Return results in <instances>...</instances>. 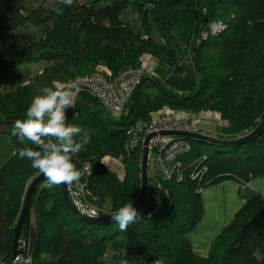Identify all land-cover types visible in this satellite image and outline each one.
<instances>
[{"label":"trees","instance_id":"16d2710c","mask_svg":"<svg viewBox=\"0 0 264 264\" xmlns=\"http://www.w3.org/2000/svg\"><path fill=\"white\" fill-rule=\"evenodd\" d=\"M44 1L0 0V74L34 61L46 64L25 84L0 91V133L14 145L0 169V259L11 264L22 199L30 179L39 174L18 155L19 149L35 146L11 134L14 121L26 118L33 97L51 81L66 83L100 68L116 77L150 53L170 75L160 69L156 79L143 75L119 117L83 90L75 93V108L67 110L71 123L91 136L73 162L84 172L81 180L98 206L109 211L130 201L137 210L140 206L141 148L127 147V130L136 121L147 123L151 112L168 107L210 110L226 125L204 134L209 140L186 138L191 147L180 157L181 180H159L167 197H156L153 179L148 192L147 175L140 218L125 231L114 221L78 219L60 186L49 189L42 181L31 197L38 235L29 264H119L121 259L129 264L155 259L163 264H264V194L245 202L206 257L194 254L186 237L202 216V188L225 179L241 187L264 175V0H74L70 7L61 5L63 15L52 11L56 0L43 6ZM218 22L223 29L212 33L211 25ZM106 155L121 158L122 175L101 161ZM196 166L203 173L193 179ZM157 198L159 208L151 213ZM27 227L22 226V239Z\"/></svg>","mask_w":264,"mask_h":264},{"label":"built area","instance_id":"2783aa9c","mask_svg":"<svg viewBox=\"0 0 264 264\" xmlns=\"http://www.w3.org/2000/svg\"><path fill=\"white\" fill-rule=\"evenodd\" d=\"M223 25L213 23L211 25L212 33L219 32ZM155 76L154 68L147 67L144 61L137 67H130L122 70L115 78L110 79L101 72H94L86 75L77 76L66 83V87L71 88L74 94L78 90L86 91L96 97L103 107L111 114H121L125 104L131 96L134 88L139 83L143 75ZM75 116V115H74ZM181 130L203 134L199 120H189L187 117H175L171 110L162 108L150 113V119L147 123L136 121L128 130L129 135L127 147L141 148L145 137L150 133L155 135L148 142L147 163L152 160V179L160 196H168V191L162 187L159 180H169L175 176L181 180V159L180 157L190 150V143L181 136L171 134H160L162 131ZM109 160L117 161L108 156ZM103 163L107 161H102ZM194 167L191 177L197 179L201 177L202 170ZM83 170L90 174L88 162L83 164ZM70 198L76 208L89 217H107V213L112 212L101 208L97 204V197L94 196L86 187V182L80 180L78 184L67 186ZM264 194V193H262ZM159 208V199L154 201V207L151 213ZM29 260H23L27 264ZM0 264H7L0 259Z\"/></svg>","mask_w":264,"mask_h":264},{"label":"clouds","instance_id":"9594fccd","mask_svg":"<svg viewBox=\"0 0 264 264\" xmlns=\"http://www.w3.org/2000/svg\"><path fill=\"white\" fill-rule=\"evenodd\" d=\"M73 2L56 0L52 11L63 15L61 5L70 7ZM39 91L40 94L33 97L26 109V118L14 121L11 134L17 136L20 143L28 141L35 146L19 149L18 155L31 162V167L45 178L47 188L60 185L70 187L78 184L84 175L73 162V157L85 149L91 142V136L83 132L80 126L68 122L67 110L75 108L76 101L71 88L59 80H53L50 86L46 85ZM107 214L120 231H125L140 218L131 201ZM121 256H127V251L121 250ZM119 264H129V261L121 259ZM153 264H163V261L155 259Z\"/></svg>","mask_w":264,"mask_h":264},{"label":"crops","instance_id":"0c3cea01","mask_svg":"<svg viewBox=\"0 0 264 264\" xmlns=\"http://www.w3.org/2000/svg\"><path fill=\"white\" fill-rule=\"evenodd\" d=\"M214 132V131H213ZM264 193V175L256 176L241 186L234 179H225L202 188V216L186 237L194 254L206 257L218 234L233 219L245 202L255 195ZM38 219L35 207L31 205L30 221L26 232V258L31 259L37 241ZM201 253H206L202 255ZM29 262L27 264H29Z\"/></svg>","mask_w":264,"mask_h":264},{"label":"rangeland","instance_id":"374dc122","mask_svg":"<svg viewBox=\"0 0 264 264\" xmlns=\"http://www.w3.org/2000/svg\"><path fill=\"white\" fill-rule=\"evenodd\" d=\"M50 0H45L43 2V6L48 3ZM156 41H160V37L158 34L153 35ZM142 61L146 64L148 67H153L155 76H152L153 78H158L160 75V71L166 73V75H170V72L168 71L169 68L162 67L160 61L158 58L153 56L150 53H145L140 57L139 65L142 64ZM46 64L43 61H34L26 64L19 65L11 70H9L7 73L0 74V91H9L13 90L18 86H21L28 82L32 77L37 75L41 72V70L44 68ZM160 69V71L158 70ZM105 72L106 77L113 79L115 78L110 72H108L105 68H100L99 72ZM167 77V76H166ZM165 109H169L172 111L173 115L175 117H187L189 120L198 119L200 127L202 128V133L207 135H213L214 132L218 130L219 128L226 125V122L221 119L220 114L206 110L201 111L199 113H190L183 110H173L168 107H164ZM67 118L68 122L71 123V120L69 118L68 112ZM113 118L119 117V114H112ZM14 152V145L10 140V137L6 133H0V169L2 166L11 158L12 154ZM109 155L104 156L101 161H107L104 164L107 165L110 169L116 171L119 175H122L124 164L120 157L115 158L117 161H112L108 159ZM111 157V156H109ZM113 158V157H111ZM147 175L150 179L148 181V192L153 186L152 179V160L148 161L147 163ZM35 177V176H34ZM32 179H30L29 182H31ZM160 194L157 192L156 197ZM106 208L110 207V202L106 201ZM10 261V258H9Z\"/></svg>","mask_w":264,"mask_h":264},{"label":"water","instance_id":"95a60500","mask_svg":"<svg viewBox=\"0 0 264 264\" xmlns=\"http://www.w3.org/2000/svg\"><path fill=\"white\" fill-rule=\"evenodd\" d=\"M264 124V123H262ZM160 134H171L176 136H181L184 138H200L203 140H209L204 134L188 132V131H181V130H172V131H162ZM155 135V133H150L147 135L143 141L142 145V154H141V201L140 206L137 210V213L140 214L143 210L144 206V199L146 194V184H147V151H148V142L149 140ZM45 178L37 174L32 181L29 183V186L24 194L22 199V204L20 208V212L14 227L12 242H11V255H10V262L11 264H23V260L26 259L27 251H26V243L27 239H22L21 237V230L23 224H29L30 221V210H31V197L32 192L37 188V186L44 181ZM62 197L70 209L72 214L77 217L78 219L89 222L92 224H101L113 221L111 217H89L83 213H81L76 206L73 204L67 186L60 185Z\"/></svg>","mask_w":264,"mask_h":264}]
</instances>
